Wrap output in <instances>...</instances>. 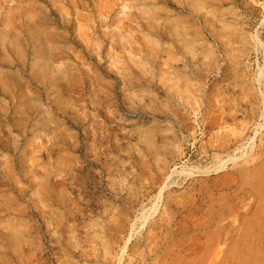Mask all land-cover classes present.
Listing matches in <instances>:
<instances>
[{
	"label": "rangeland",
	"instance_id": "1",
	"mask_svg": "<svg viewBox=\"0 0 264 264\" xmlns=\"http://www.w3.org/2000/svg\"><path fill=\"white\" fill-rule=\"evenodd\" d=\"M0 264H264V0H0Z\"/></svg>",
	"mask_w": 264,
	"mask_h": 264
}]
</instances>
